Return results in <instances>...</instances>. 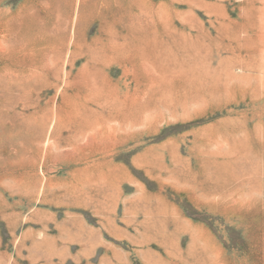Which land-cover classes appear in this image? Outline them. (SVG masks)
Listing matches in <instances>:
<instances>
[{"label":"rangeland","instance_id":"rangeland-1","mask_svg":"<svg viewBox=\"0 0 264 264\" xmlns=\"http://www.w3.org/2000/svg\"><path fill=\"white\" fill-rule=\"evenodd\" d=\"M0 264H264V0H0Z\"/></svg>","mask_w":264,"mask_h":264},{"label":"bare ground","instance_id":"bare-ground-1","mask_svg":"<svg viewBox=\"0 0 264 264\" xmlns=\"http://www.w3.org/2000/svg\"><path fill=\"white\" fill-rule=\"evenodd\" d=\"M143 63V62H142ZM46 68V67H45ZM40 71V70H39ZM37 72V71H36ZM59 74V73H58ZM35 75V74H34ZM83 79V78H82ZM87 79V78H86ZM91 83V82H90ZM92 84V83H91ZM148 85V84H147ZM95 86V85H94ZM88 87V86H87ZM91 88H93V87H91ZM91 88L89 89V91L91 90ZM94 89V88H93ZM97 89V88H96ZM94 91V90H93ZM98 91V90H97ZM89 93H91V92H89ZM94 93H96V92H94ZM105 93V92H104ZM136 93V92H135ZM93 94V93H92ZM96 94H98V93H96ZM91 97V96H90ZM75 99V98H74ZM92 99V98H91ZM92 101V100H91ZM73 109V108H72ZM71 110V109H70ZM72 111V110H71ZM76 111V110H75ZM71 114V113H70ZM157 116V115H156ZM59 117V116H58ZM68 117V116H67ZM145 118V117H144ZM56 119V118H55ZM47 121V120H46ZM49 121V120H48ZM62 121V120H61ZM112 126V125H111ZM131 127H132V125H131ZM114 136V135H113ZM101 143H102V141H101ZM81 150V149H80Z\"/></svg>","mask_w":264,"mask_h":264}]
</instances>
